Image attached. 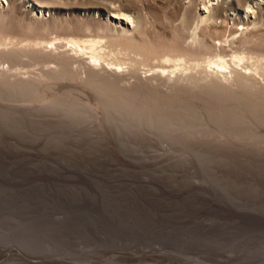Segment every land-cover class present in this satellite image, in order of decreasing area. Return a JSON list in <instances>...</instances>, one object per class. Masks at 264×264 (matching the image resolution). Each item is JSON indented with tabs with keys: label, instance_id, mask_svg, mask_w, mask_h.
<instances>
[{
	"label": "rangeland",
	"instance_id": "rangeland-1",
	"mask_svg": "<svg viewBox=\"0 0 264 264\" xmlns=\"http://www.w3.org/2000/svg\"><path fill=\"white\" fill-rule=\"evenodd\" d=\"M0 56V264H264V0H0Z\"/></svg>",
	"mask_w": 264,
	"mask_h": 264
},
{
	"label": "bare ground",
	"instance_id": "bare-ground-1",
	"mask_svg": "<svg viewBox=\"0 0 264 264\" xmlns=\"http://www.w3.org/2000/svg\"><path fill=\"white\" fill-rule=\"evenodd\" d=\"M56 39V38H55ZM62 39V38H61ZM60 39V40H61ZM68 39V38H67ZM75 40V39H74ZM74 40H70L68 43H69V45H70V47H71V49H70V51H68L69 53H73V54H81V55H83L82 53H85L84 51L86 50H88L89 51V60H91L92 62H90V61H88V62H90L91 64L92 63H97L98 61H101V60H99V58L98 57H96V55H93L94 53L92 52V48H93V46H94V43H93V41H92V39L90 40V41H92V42H90V41H88L87 40V42H84L83 41V43H81L80 44V42L79 41H77V42H75ZM94 41H95V39H93ZM55 41V40H54ZM51 42V41H50ZM67 42V41H66ZM79 42V43H78ZM99 42V41H98ZM101 42V41H100ZM51 43H53V42H51ZM50 43V44H51ZM96 43H97V41H96ZM43 44V43H42ZM49 44V45H50ZM55 44V43H54ZM98 44V43H97ZM40 45H41V43H40ZM53 45V44H52ZM49 46V48H48V50L50 49V47H51V51H49V52H52L53 51V49L55 50L56 48H53L54 47V45L53 46ZM57 45V44H56ZM60 46V45H59ZM100 46H101V44H100ZM102 46H104V45H102ZM3 47V46H2ZM40 47H42V46H40ZM44 47H46V45L44 46ZM66 47H68V46H66ZM36 48V47H35ZM43 48V47H42ZM40 49V50H44V49ZM53 48V49H52ZM58 49H59V47H57ZM63 48H64V46H63ZM106 48V47H105ZM45 49H47V48H45ZM62 49V48H61ZM69 49V47L67 48V50ZM39 50V51H40ZM64 50V49H63ZM63 50H61V51H63ZM67 50H65V51H67ZM98 50H99V47H98ZM24 51V50H23ZM47 51V50H46ZM45 51V52H46ZM59 51V50H58ZM58 51H54V52H57L58 53ZM96 51V50H95ZM102 51V50H101ZM101 51L99 50V51H96L97 53L98 52H100L101 53ZM31 52V51H30ZM35 52V51H34ZM37 52H38V50H37ZM41 52V51H40ZM44 51H42V54H44L43 53ZM64 52V51H63ZM63 52L61 53L62 55H63ZM95 52V53H96ZM56 53V54H57ZM87 53V52H86ZM85 53V55L87 56V54ZM96 53V54H97ZM50 54H52V55H54L53 54V52L52 53H50ZM58 54H60V52L58 53ZM68 54V53H67ZM72 54V55H73ZM104 54V53H103ZM243 54V53H242ZM48 55V54H47ZM52 55H51V57H52ZM62 55H61V57H62ZM72 55H70L71 57H73ZM98 55V54H97ZM249 55V54H248ZM251 55V54H250ZM59 56V55H58ZM67 56H69V55H65V58L67 59ZM99 57L101 56L100 54L98 55ZM108 56V55H107ZM234 56V55H233ZM245 56V55H244ZM247 56V55H246ZM259 56V55H258ZM0 57H2V56H0ZM47 58L48 57H50L49 55L48 56H46ZM50 57V58H51ZM57 57V56H56ZM55 57V55H54V58H56ZM70 57V59L72 60L73 58H71ZM84 58H86L85 56H83ZM101 57H103V55L101 56ZM243 57V56H242ZM251 57V56H250ZM49 58V59H50ZM63 58H64V56H63ZM80 58V57H79ZM81 58H82V56H81ZM83 58V59H84ZM253 58H254V56H253ZM252 58V59H253ZM66 59H65V61H66ZM69 59V60H70ZM74 59H75V57H74ZM74 59H73V61H74ZM77 59V58H76ZM220 59L221 58H219L218 60L220 61ZM245 59H247L246 57H245ZM2 60V59H1ZM68 60V59H67ZM79 60V59H78ZM77 60V61H78ZM86 60H87V58H86ZM182 60V59H181ZM223 60V59H222ZM249 60V59H248ZM50 61V60H49ZM48 61V62H49ZM52 61V60H51ZM58 61V60H57ZM65 62L64 61V59L62 60L61 59V62ZM114 61H115V59H114ZM214 61H215V59H214ZM245 61V60H244ZM244 61H242V58H231V59H229V61H220V62H210V64H212V65H214L215 66V69H211L212 71H214V70H216V68H217V70H218V73L216 72V74H220V76L222 75V77H223V79H225V80H228V77H230L231 75H233L234 77H235V79H233V81H234V83L235 84H238V85H240V87H241V89L243 90V86H246V84L248 85L249 84V82L251 81H249V79H248V77L250 78V77H253V76H256L257 77V75L259 76L260 75V72H262V70L264 71V69H260V72H258L257 71V69H251V68H253L252 66V64H251V68H249L247 65H246V63H244ZM1 62V61H0ZM5 62H7V61H5ZM53 62V61H52ZM60 62V61H59ZM61 62H60V64H61ZM62 62V63H63ZM67 62V61H66ZM69 62V61H68ZM102 62H104L105 63V61H103L102 60ZM108 62V61H107ZM118 62V61H117ZM187 62V61H186ZM185 62V63H186ZM247 62V61H246ZM264 62V61H263ZM47 63V62H46ZM58 63V62H57ZM74 63V62H73ZM87 63V62H86ZM101 64L100 62H98V64H99V67H100V64H101V67H103L102 65H106V64H108V63H105V64ZM178 63H180V62H178ZM182 63V62H181ZM259 63H260V61H259ZM262 63V62H261ZM51 64V63H50ZM64 64L65 63H63V67H66V65L64 66ZM80 64V63H79ZM111 64V63H110ZM175 65H177L176 63H174ZM173 64V65H174ZM202 64V63H201ZM209 64V63H208ZM209 64V65H210ZM257 64V63H256ZM263 64V63H262ZM47 65L49 66V63H47ZM52 65V64H51ZM50 65V66H51ZM54 65V64H53ZM58 65H59V63H58ZM89 65V64H88ZM113 65L115 66V64L113 63ZM113 65H111V66H113ZM116 65H118V64H116ZM123 65V64H122ZM169 65V64H168ZM175 65L174 66H172V67H175ZM186 64H184V66H185ZM191 65V64H190ZM250 65V64H249ZM261 65V64H260ZM259 65V66H260ZM3 66V65H2ZM49 66V67H50ZM55 66V65H54ZM62 66V65H61ZM92 66H93V64L91 65V68H92ZM96 65L94 64V67H95ZM111 66H108L109 68L108 69H110V67ZM113 66V67H114ZM119 66V65H118ZM121 66V65H120ZM145 66V65H144ZM178 66V65H177ZM177 66L175 67V68H177ZM181 65H179L178 67H180ZM192 66V65H191ZM204 66H206V64H204ZM208 66V65H207ZM213 66V67H214ZM262 66H264V65H262ZM9 67V66H8ZM56 67V66H55ZM58 67V66H57ZM81 67V66H80ZM90 66H88V68H89ZM128 67V66H127ZM147 67V66H146ZM155 67V66H154ZM157 67V66H156ZM162 67V66H161ZM171 67V66H170ZM171 67V68H172ZM200 67V66H199ZM210 67V66H209ZM12 68V67H11ZM61 68V67H60ZM117 68V67H116ZM139 68V67H138ZM159 68V67H158ZM158 68H156V70H154L155 72L157 71V69ZM183 68H185V67H183ZM182 68V69H183ZM193 68V67H192ZM202 68V67H201ZM206 68V67H205ZM208 68V67H207ZM211 68V67H210ZM261 68V67H260ZM10 69V68H9ZM57 69V68H56ZM93 69H95V68H92V69H89L90 71L92 70L93 71ZM104 69V67L102 68V70ZM107 69V68H106ZM106 69H104V70H106ZM118 69V68H117ZM120 69H122V66L120 67ZM127 69V68H126ZM131 69H132V67H131ZM135 69V68H134ZM137 69V68H136ZM153 69V68H152ZM151 69V70H152ZM155 69V68H154ZM160 69V68H159ZM161 69H164V68H161ZM187 69V68H186ZM12 70V69H11ZM11 70H9V71H11ZM60 70V69H59ZM101 70V71H102ZM103 70V71H104ZM111 70V69H110ZM123 70V69H122ZM140 70H141V68H140ZM171 70V69H170ZM173 70H175L174 68H173ZM177 71H180V70H178V69H176ZM175 70V72H177ZM184 70V69H183ZM198 70V69H197ZM206 70V69H205ZM210 70V69H209ZM209 70H206L208 73H210V72H212V71H210L209 72ZM216 70V71H217ZM259 70V69H258ZM8 71V72H9ZM13 71H14V69H13ZM18 71H19V69H18ZM56 71H58V70H56ZM84 71V70H83ZM87 71V70H86ZM125 71V69L123 70V72ZM159 71V70H158ZM165 71V70H164ZM163 71V72H164ZM167 71H169L168 69H167ZM186 71H188V70H186ZM198 71H200V70H198ZM206 71H204L205 72V74H208V73H206ZM16 72H17V70H16ZM16 72H14L15 74H16ZM105 72V71H104ZM108 72V71H107ZM126 72V71H125ZM174 72V73H175ZM10 73V72H9ZM18 73V72H17ZM23 73V72H22ZM26 73V71L24 72V74ZM84 73H85V71H84ZM127 73V72H126ZM147 73V72H146ZM146 73H144V74H146ZM150 73V72H149ZM160 73V72H159ZM170 73H172V72H170ZM181 74V76H182V72H180ZM191 73V72H190ZM201 73V72H200ZM263 73V72H262ZM12 74V73H11ZM161 74V73H160ZM160 74H158V75H160ZM163 75H165V74H167L168 75V73L167 72H165V74L164 73H162ZM173 74V73H172ZM171 74V75H172ZM178 73H176V75H177ZM183 74H185V73H183ZM188 74H189V72H188ZM193 74V73H192ZM211 75H213L212 73H210ZM264 74V73H263ZM13 75V74H12ZM32 75V74H31ZM127 75V74H126ZM149 75V74H148ZM151 75H153V74H151ZM150 75V76H151ZM174 75V74H173ZM172 75V76H173ZM176 75H174V77L176 78V77H178V76H176ZM186 75H187V73H186ZM196 75V74H195ZM229 75V76H228ZM29 76H30V74H29ZM161 76V75H160ZM169 76V75H168ZM168 76H166L167 77V79H169V77ZM190 76V75H189ZM200 76V75H199ZM219 76V75H218ZM226 76H228L227 78H226ZM28 77V76H27ZM155 77H157V76H155ZM186 77V76H185ZM187 77H188V75H187ZM186 77V78H187ZM196 77V76H195ZM208 77V76H207ZM216 77V76H215ZM260 77H261V75H260ZM264 77V76H263ZM45 78V77H44ZM152 78H154V76L152 77ZM164 78V77H163ZM171 78V77H170ZM179 78V77H178ZM184 78V77H183ZM189 78V77H188ZM197 78H198V76H197ZM258 79H259V77H257ZM262 78V77H261ZM149 79V78H148ZM156 78H154L153 80H155ZM162 79V78H161ZM217 79V78H216ZM215 79V80H216ZM219 79V78H218ZM247 79H248V81L249 82H247ZM255 79V78H254ZM253 79V80H254ZM152 80V79H151ZM169 80H171V79H169ZM185 80V79H184ZM253 80H252V84H254V82H253ZM260 80V79H259ZM259 80H257V81H259ZM264 80V79H263ZM168 81V80H167ZM177 81V80H176ZM220 81H221V79H220ZM223 81V80H222ZM231 81V80H230ZM255 81V80H254ZM262 81V80H261ZM209 82V81H208ZM207 82V84L209 85V83ZM217 82V81H216ZM224 82V81H223ZM227 82V81H226ZM247 82V83H246ZM174 83V82H173ZM200 83V82H199ZM204 83V82H203ZM218 83H222V82H218ZM232 83V82H231ZM230 83V84H231ZM246 83V84H245ZM251 83V82H250ZM210 84H212V83H210ZM226 84H228V83H226ZM233 84V83H232ZM260 84V83H259ZM262 84V83H261ZM260 84V85H261ZM171 85V84H170ZM196 85H198V84H196ZM218 85H221V84H217L216 86H218ZM224 84H222L221 86H223ZM238 85H237V87H238ZM242 85V86H241ZM251 85V84H250ZM259 85V86H260ZM235 86V85H234ZM252 86V85H251ZM255 86V84L253 85V87ZM176 87V86H175ZM210 87V86H209ZM220 87V86H219ZM218 87V88H219ZM224 87V88H223ZM223 87H221V88H223V89H226L225 88V86H223ZM228 87V86H227ZM236 87V88H237ZM240 87H238V88H240ZM262 87V86H261ZM264 87V86H263ZM212 88V87H211ZM215 89H216V87H215ZM220 89V88H219ZM229 89H231V87L229 88ZM248 89V88H247ZM244 90H245V88H244ZM235 91V90H234ZM228 93V92H227ZM254 93V92H253Z\"/></svg>",
	"mask_w": 264,
	"mask_h": 264
}]
</instances>
